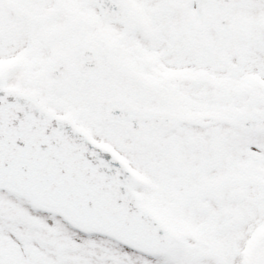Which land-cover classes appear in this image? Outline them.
<instances>
[{"label": "snow or ice", "instance_id": "snow-or-ice-1", "mask_svg": "<svg viewBox=\"0 0 264 264\" xmlns=\"http://www.w3.org/2000/svg\"><path fill=\"white\" fill-rule=\"evenodd\" d=\"M0 264H264V0H0Z\"/></svg>", "mask_w": 264, "mask_h": 264}]
</instances>
